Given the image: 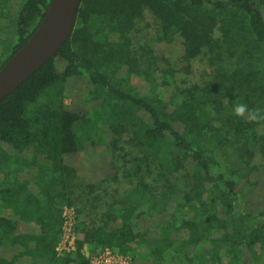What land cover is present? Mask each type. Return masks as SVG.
I'll list each match as a JSON object with an SVG mask.
<instances>
[{
    "label": "trees",
    "instance_id": "16d2710c",
    "mask_svg": "<svg viewBox=\"0 0 264 264\" xmlns=\"http://www.w3.org/2000/svg\"><path fill=\"white\" fill-rule=\"evenodd\" d=\"M50 1L22 2L0 69ZM146 12L156 29L140 36ZM203 55L210 80H180ZM237 103L264 110V0H81L66 43L0 102V264H90L86 246L132 264H264V121L233 115ZM99 156L105 174L82 179L75 162ZM27 168L34 180L21 179ZM48 174L63 204L103 210L101 224L78 223L62 258ZM121 174L125 194L114 188L117 200L99 206ZM29 224L40 231L19 229Z\"/></svg>",
    "mask_w": 264,
    "mask_h": 264
},
{
    "label": "rangeland",
    "instance_id": "374dc122",
    "mask_svg": "<svg viewBox=\"0 0 264 264\" xmlns=\"http://www.w3.org/2000/svg\"><path fill=\"white\" fill-rule=\"evenodd\" d=\"M24 0H0V32L2 33V36L5 37L6 39H8V45L6 47L0 46V54L1 53H5V56H8L11 52V49L9 46V43L14 42L15 40V16L16 13L18 11V9L20 8L22 2ZM4 15V16H2ZM4 17H8V19L6 20ZM146 24L149 25V27H146ZM2 26V28H1ZM141 29H142V33L143 35L140 34V36H144V34L150 35L153 33V31H155L156 29V23L154 18L152 17V15L148 12H146L145 14V20L141 23ZM211 61L209 60V57L206 56H200L197 59H195L192 62V73L188 76H180V80H184L186 81L188 84L190 83H201L203 84L204 82L210 80V72H211V67H210ZM72 88H79V83L74 82V85L71 86ZM73 101L72 97L67 98V104H71ZM75 130L77 132H81L80 131V127L78 125L75 126ZM126 152H131V150L133 149V145H129V144H124ZM6 151V149H5ZM6 152H8L9 154H11L13 151L12 150H7ZM122 154V153H121ZM131 158V157H128ZM127 158V159H128ZM260 156L258 155L255 160H254V164H259L262 161H260ZM109 159L99 156V157H94L91 159V161L86 162V163H78L75 162V165L77 166V170H78V175L88 181V182H98L101 177L105 174V165L108 163ZM115 164L117 165H123V160L118 159L117 162H115ZM75 166V167H76ZM127 168H130L131 165L127 164L126 165ZM36 174V170L35 169H25L22 173H21V179L23 181L26 180H34V176ZM46 179L49 181V185L50 188L54 191H56L57 195H61L62 193V186H60L57 182V178L54 177V175L48 174ZM118 183H112L110 184V186L107 187V195L103 198H101L98 203V205L100 206L101 203L103 202H107L108 204L114 202L117 200L118 197L116 196H111V193L114 191V188L120 190L119 193H116L119 196H123L125 194V192L123 190H125L128 180L124 178V176H122V174L119 176V181H117ZM30 188H32L33 190H36V188L34 187L33 182L31 181L30 183ZM57 186V188H56ZM100 194H102V192L100 191V189H98L97 191V196H100ZM58 204L57 208L60 211V214L62 215V211L64 207H68V208H73L75 211V217H76V226L78 225V223L80 221H86L89 222L90 219L93 221H97L98 224H101L99 222H101L98 218V216L100 215V213L103 211L101 208L98 216L95 215V211H93V209L90 208L89 205H86L83 208H80L81 205L78 203V201H76L74 203V205H67V204H63V199L61 197L60 202L58 199ZM82 209L83 213L78 214V210ZM59 214V218H61ZM62 219V218H61ZM154 225H152L150 223V221H147L146 223H143L142 227L147 230L149 227H152ZM35 227V232H39L40 228L38 226L29 224L27 226H23L22 228H19L20 230H24V231H29L31 229L34 230ZM61 236V235H60ZM187 237V233H182L180 235H178V238L181 239H185ZM85 253H92L91 252V248L86 246L85 247ZM132 257V255H130Z\"/></svg>",
    "mask_w": 264,
    "mask_h": 264
},
{
    "label": "water",
    "instance_id": "95a60500",
    "mask_svg": "<svg viewBox=\"0 0 264 264\" xmlns=\"http://www.w3.org/2000/svg\"><path fill=\"white\" fill-rule=\"evenodd\" d=\"M81 0H51L28 41L0 69V102L47 63L68 40Z\"/></svg>",
    "mask_w": 264,
    "mask_h": 264
},
{
    "label": "built area",
    "instance_id": "2783aa9c",
    "mask_svg": "<svg viewBox=\"0 0 264 264\" xmlns=\"http://www.w3.org/2000/svg\"><path fill=\"white\" fill-rule=\"evenodd\" d=\"M74 213L75 211L72 207L63 208L61 236L55 248L58 258L65 257L76 249L77 226ZM85 256L90 260V264H132L130 255L122 254L110 248H102L94 253H85Z\"/></svg>",
    "mask_w": 264,
    "mask_h": 264
},
{
    "label": "clouds",
    "instance_id": "9594fccd",
    "mask_svg": "<svg viewBox=\"0 0 264 264\" xmlns=\"http://www.w3.org/2000/svg\"><path fill=\"white\" fill-rule=\"evenodd\" d=\"M233 115L237 117H247V119L251 122L259 123L264 121V110L259 108L249 109L248 106L244 103H237L233 107Z\"/></svg>",
    "mask_w": 264,
    "mask_h": 264
},
{
    "label": "crops",
    "instance_id": "0c3cea01",
    "mask_svg": "<svg viewBox=\"0 0 264 264\" xmlns=\"http://www.w3.org/2000/svg\"><path fill=\"white\" fill-rule=\"evenodd\" d=\"M59 181L57 180L58 184H59ZM56 188H57V186H56ZM52 195H53V199L49 200V206L47 205L49 210H50L48 219H49L51 230L54 229V224H55V221H56V217L58 216V218H59L60 211L57 208V205L59 204L58 203V199H59V202H60V199H61V195H57L56 191H54V193ZM32 228H34V227H32Z\"/></svg>",
    "mask_w": 264,
    "mask_h": 264
}]
</instances>
